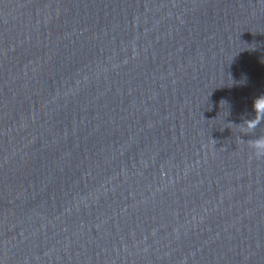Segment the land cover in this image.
<instances>
[{"label":"clouds","instance_id":"clouds-1","mask_svg":"<svg viewBox=\"0 0 264 264\" xmlns=\"http://www.w3.org/2000/svg\"><path fill=\"white\" fill-rule=\"evenodd\" d=\"M253 108L255 111V118L243 122L245 134L248 135L254 133L256 128L264 121V95L254 100ZM247 143L255 157L264 158V135L250 139Z\"/></svg>","mask_w":264,"mask_h":264}]
</instances>
